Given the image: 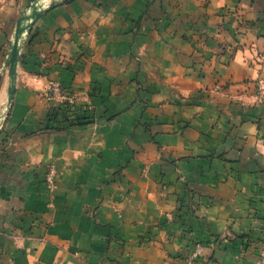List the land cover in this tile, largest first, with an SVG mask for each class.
<instances>
[{
  "label": "crops",
  "instance_id": "obj_1",
  "mask_svg": "<svg viewBox=\"0 0 264 264\" xmlns=\"http://www.w3.org/2000/svg\"><path fill=\"white\" fill-rule=\"evenodd\" d=\"M52 1L0 0V52L31 18L0 125V264H188L198 242L194 264H259L264 0ZM52 81L92 120L50 118Z\"/></svg>",
  "mask_w": 264,
  "mask_h": 264
},
{
  "label": "rangeland",
  "instance_id": "obj_2",
  "mask_svg": "<svg viewBox=\"0 0 264 264\" xmlns=\"http://www.w3.org/2000/svg\"><path fill=\"white\" fill-rule=\"evenodd\" d=\"M13 35L14 34L10 35L11 36L10 42L0 52V91L2 94L6 93V98H8V95H12V86L17 83V78H18V75H19L21 68H22V65H23V56H24L23 51L25 48V43L27 42L26 41L24 43L22 48L17 50V53L14 56L15 51L10 49V44H11V40L13 38ZM9 106H10V98H8V100H5L0 105V120H1L0 125L4 121V118L7 114ZM199 243L200 242L196 243L194 248ZM200 244H202V243H200ZM194 248H193V250H194ZM187 259H188V257H187Z\"/></svg>",
  "mask_w": 264,
  "mask_h": 264
},
{
  "label": "built area",
  "instance_id": "obj_3",
  "mask_svg": "<svg viewBox=\"0 0 264 264\" xmlns=\"http://www.w3.org/2000/svg\"><path fill=\"white\" fill-rule=\"evenodd\" d=\"M259 90L261 92L260 99L264 102V82L260 83ZM46 97L50 101H53L54 103L53 107H58V106L61 107V106H69V105H72V107L74 108L77 107L75 105L73 97L65 92L62 83L58 81H52L48 84ZM81 108L92 111V107L90 105H84ZM73 117L74 115L70 116L69 119H72ZM69 121L71 122V120ZM74 122H77V120L75 119ZM56 183H57L56 172L54 168L51 167L47 174V184L50 188H52L56 186ZM200 243L194 248L191 255L188 257L187 259L188 264H194L202 254L204 245H202L203 243L202 244ZM261 256L262 258H260L259 264H264V253Z\"/></svg>",
  "mask_w": 264,
  "mask_h": 264
},
{
  "label": "trees",
  "instance_id": "obj_4",
  "mask_svg": "<svg viewBox=\"0 0 264 264\" xmlns=\"http://www.w3.org/2000/svg\"><path fill=\"white\" fill-rule=\"evenodd\" d=\"M77 108V107H76ZM74 108L72 105L69 106H61V107H53L49 116L53 119L60 116L64 121L71 120L72 124H81L88 121H91L93 118V112L88 109L83 108ZM73 112V113H72ZM74 115L72 119H69L70 116ZM77 122L74 123V120Z\"/></svg>",
  "mask_w": 264,
  "mask_h": 264
},
{
  "label": "water",
  "instance_id": "obj_5",
  "mask_svg": "<svg viewBox=\"0 0 264 264\" xmlns=\"http://www.w3.org/2000/svg\"><path fill=\"white\" fill-rule=\"evenodd\" d=\"M35 1H37V0H34V2ZM58 1L59 0H54L50 4H55ZM31 5H33V3ZM30 21H31L30 17H21L19 19L18 25L16 27L15 33L13 35V38H12L11 44H10V49L15 51L14 56L16 55L17 50L22 48L25 41H26V37H27L28 31H29V28L31 26ZM15 91H16V84L12 86V95H9L10 104L12 102Z\"/></svg>",
  "mask_w": 264,
  "mask_h": 264
},
{
  "label": "bare ground",
  "instance_id": "obj_6",
  "mask_svg": "<svg viewBox=\"0 0 264 264\" xmlns=\"http://www.w3.org/2000/svg\"><path fill=\"white\" fill-rule=\"evenodd\" d=\"M40 3H42V2H40ZM48 3V2H47ZM37 9H39V8H37ZM29 21V20H28ZM2 117V116H1ZM1 121V120H0Z\"/></svg>",
  "mask_w": 264,
  "mask_h": 264
}]
</instances>
